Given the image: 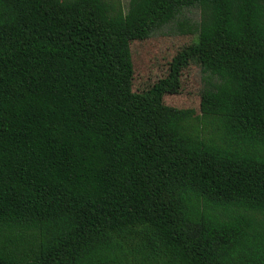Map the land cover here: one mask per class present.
I'll return each instance as SVG.
<instances>
[{
    "label": "trees",
    "instance_id": "1",
    "mask_svg": "<svg viewBox=\"0 0 264 264\" xmlns=\"http://www.w3.org/2000/svg\"><path fill=\"white\" fill-rule=\"evenodd\" d=\"M146 1L196 41L133 93L120 0H0V264H264V0Z\"/></svg>",
    "mask_w": 264,
    "mask_h": 264
},
{
    "label": "rangeland",
    "instance_id": "2",
    "mask_svg": "<svg viewBox=\"0 0 264 264\" xmlns=\"http://www.w3.org/2000/svg\"><path fill=\"white\" fill-rule=\"evenodd\" d=\"M131 34L130 52L133 65L132 92L148 90L165 78L175 55L196 41V35L181 36L172 26L157 27L152 21L146 0H120ZM193 22L199 21L198 7L184 13ZM203 75L198 65L183 71L179 94L163 98V127L199 128Z\"/></svg>",
    "mask_w": 264,
    "mask_h": 264
}]
</instances>
